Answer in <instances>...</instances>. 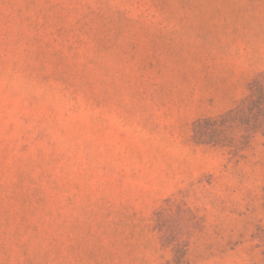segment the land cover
<instances>
[{"label": "rangeland", "instance_id": "obj_1", "mask_svg": "<svg viewBox=\"0 0 264 264\" xmlns=\"http://www.w3.org/2000/svg\"><path fill=\"white\" fill-rule=\"evenodd\" d=\"M0 264H264V0H0Z\"/></svg>", "mask_w": 264, "mask_h": 264}]
</instances>
